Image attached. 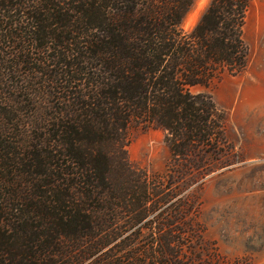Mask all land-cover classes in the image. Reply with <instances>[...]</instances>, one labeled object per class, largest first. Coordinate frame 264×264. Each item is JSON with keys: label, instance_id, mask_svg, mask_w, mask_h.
I'll return each mask as SVG.
<instances>
[{"label": "trees", "instance_id": "16d2710c", "mask_svg": "<svg viewBox=\"0 0 264 264\" xmlns=\"http://www.w3.org/2000/svg\"><path fill=\"white\" fill-rule=\"evenodd\" d=\"M255 1L211 0L186 32L196 0H0V264H192L176 181L229 145L195 89L247 69ZM134 126L165 131V175L131 161Z\"/></svg>", "mask_w": 264, "mask_h": 264}, {"label": "rangeland", "instance_id": "374dc122", "mask_svg": "<svg viewBox=\"0 0 264 264\" xmlns=\"http://www.w3.org/2000/svg\"><path fill=\"white\" fill-rule=\"evenodd\" d=\"M210 1L196 0L183 24L186 32L193 30ZM263 21L264 0H256L244 33L250 48L247 69L238 76L226 75L209 89H195L210 91L218 107L227 112L229 145L219 156L209 157L203 175L176 181L195 199L189 218L196 237L191 241L192 253L185 251L192 264H264ZM165 134L161 129L132 127L128 151L134 165L153 176L165 175L172 166ZM178 239L191 246L187 241L191 237Z\"/></svg>", "mask_w": 264, "mask_h": 264}, {"label": "bare ground", "instance_id": "6f19581e", "mask_svg": "<svg viewBox=\"0 0 264 264\" xmlns=\"http://www.w3.org/2000/svg\"><path fill=\"white\" fill-rule=\"evenodd\" d=\"M262 28H264V21H263V25H262Z\"/></svg>", "mask_w": 264, "mask_h": 264}]
</instances>
